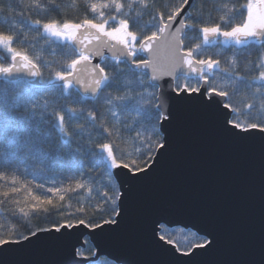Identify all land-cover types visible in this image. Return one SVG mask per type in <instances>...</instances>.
Returning <instances> with one entry per match:
<instances>
[{"label":"snow or ice","instance_id":"1","mask_svg":"<svg viewBox=\"0 0 264 264\" xmlns=\"http://www.w3.org/2000/svg\"><path fill=\"white\" fill-rule=\"evenodd\" d=\"M208 144L260 150L225 258L214 217L144 195ZM0 264H264V0H0Z\"/></svg>","mask_w":264,"mask_h":264},{"label":"water","instance_id":"2","mask_svg":"<svg viewBox=\"0 0 264 264\" xmlns=\"http://www.w3.org/2000/svg\"><path fill=\"white\" fill-rule=\"evenodd\" d=\"M184 148L182 138V152ZM227 151L208 144L198 152L197 158L204 162V168L194 174L191 186L183 187L173 178V171L182 170L181 159L174 157L159 181L144 192L145 196L159 195L175 199L180 205L190 204L214 217L226 236L218 258H225L238 246L234 233L247 234L254 230L258 236L259 231V147H250L235 158L225 157ZM249 182L255 187L253 193L247 191ZM247 250L259 258L258 245Z\"/></svg>","mask_w":264,"mask_h":264},{"label":"trees","instance_id":"3","mask_svg":"<svg viewBox=\"0 0 264 264\" xmlns=\"http://www.w3.org/2000/svg\"><path fill=\"white\" fill-rule=\"evenodd\" d=\"M62 3L65 4V5H71L72 4V0H62ZM81 7H82V3H81ZM67 10H68V14L70 16L78 14L77 10L75 8H73V7H68ZM255 55H256V52L253 51V57H255Z\"/></svg>","mask_w":264,"mask_h":264}]
</instances>
